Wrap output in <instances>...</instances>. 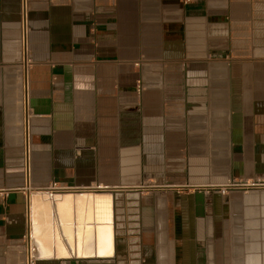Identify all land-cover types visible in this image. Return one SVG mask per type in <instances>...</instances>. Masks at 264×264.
I'll list each match as a JSON object with an SVG mask.
<instances>
[{
  "label": "crops",
  "instance_id": "obj_1",
  "mask_svg": "<svg viewBox=\"0 0 264 264\" xmlns=\"http://www.w3.org/2000/svg\"><path fill=\"white\" fill-rule=\"evenodd\" d=\"M29 28L24 75L0 0V264L27 214L35 264H264V0H30Z\"/></svg>",
  "mask_w": 264,
  "mask_h": 264
},
{
  "label": "built area",
  "instance_id": "obj_2",
  "mask_svg": "<svg viewBox=\"0 0 264 264\" xmlns=\"http://www.w3.org/2000/svg\"><path fill=\"white\" fill-rule=\"evenodd\" d=\"M29 12H30V0H19V28H20V47H21V57L19 65L24 73H27L28 69L32 65L33 61L30 56L29 49ZM139 88V87H138ZM22 148H23V168L26 178L29 179L31 170V141H30V119L33 115L32 109L29 102V89L27 80L22 79ZM246 184L244 182L238 181L232 183V185L240 186ZM253 184V183H252ZM57 191H65L68 186L62 185L57 182H53L50 185ZM29 200H28V211H29ZM22 255L23 264H35V243L32 238L31 222L29 220V214H27L26 220V230L23 235V245H22Z\"/></svg>",
  "mask_w": 264,
  "mask_h": 264
}]
</instances>
